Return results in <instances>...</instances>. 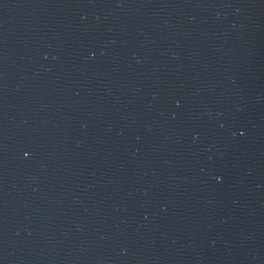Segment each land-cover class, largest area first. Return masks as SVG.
I'll list each match as a JSON object with an SVG mask.
<instances>
[{
	"label": "water",
	"instance_id": "95a60500",
	"mask_svg": "<svg viewBox=\"0 0 264 264\" xmlns=\"http://www.w3.org/2000/svg\"><path fill=\"white\" fill-rule=\"evenodd\" d=\"M0 264H264V0H0Z\"/></svg>",
	"mask_w": 264,
	"mask_h": 264
}]
</instances>
